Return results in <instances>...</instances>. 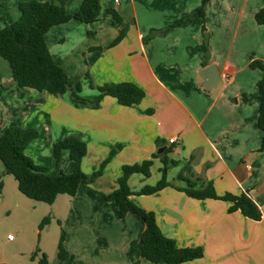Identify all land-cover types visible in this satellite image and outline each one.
Returning <instances> with one entry per match:
<instances>
[{
    "label": "crops",
    "instance_id": "1",
    "mask_svg": "<svg viewBox=\"0 0 264 264\" xmlns=\"http://www.w3.org/2000/svg\"><path fill=\"white\" fill-rule=\"evenodd\" d=\"M22 1L28 0H0V29L20 18ZM40 1L75 12L83 0ZM100 1L101 19L91 23L72 19L53 26L46 34L50 51L69 77L91 73L97 86L138 84L146 91L142 102L126 106L106 95L95 107L69 91L59 95L19 87L9 62L0 56V86H7L0 93V134L20 119L24 127L38 129L37 139L48 140L51 146L66 135H79L88 145L82 164L94 158L92 173L116 145H122L90 184L104 193L118 187L123 165L159 154L152 168L160 171L163 160H168L171 185L142 194V188L154 183L135 173L129 179L131 198L153 211L162 232L179 246L204 249L203 257L183 264H264V152L260 151L264 132L258 125L257 97L264 71L251 67L255 60L264 62V24L255 19L264 0ZM202 6L204 16L199 12ZM109 8L121 14V22L105 17ZM124 27L128 33L113 45ZM211 65L220 75L229 74V79L220 78L215 88L206 89L200 73ZM99 94L94 89L83 98L94 100ZM5 173L0 160V180ZM187 178L194 188L212 182L219 195L248 194L261 208L262 218L230 212L228 200L190 196L182 190L188 186ZM60 195L50 204L57 216ZM71 204L68 218L86 221V229L78 231L73 244L67 236L64 241L74 255L73 264H168L142 257L145 223L138 215L130 212L120 218L115 201L102 200L82 186ZM59 259L50 264H71Z\"/></svg>",
    "mask_w": 264,
    "mask_h": 264
},
{
    "label": "trees",
    "instance_id": "2",
    "mask_svg": "<svg viewBox=\"0 0 264 264\" xmlns=\"http://www.w3.org/2000/svg\"><path fill=\"white\" fill-rule=\"evenodd\" d=\"M206 1V0H205ZM21 16L18 20L7 23L0 29V56L6 59L12 69L14 83L19 87H30L40 91H47L52 94L63 95L73 88L65 69L52 55L46 34L49 30L59 24L67 23L72 19L84 23H91L102 18V5L100 0H83L79 9L69 12L65 6L51 1L28 0L19 4ZM204 16L203 6L199 10ZM105 17L113 23L122 21L121 14L113 8L105 12ZM255 19L259 24H264V8L255 13ZM125 29L113 42L119 43L125 35ZM252 68H261L264 71V62L255 60L251 63ZM89 74V73H88ZM90 75V74H89ZM81 90L80 83L76 84ZM100 94L94 99H85L75 90L73 96L82 99L87 104L99 107L106 95L115 97L118 102L126 106H135L142 102L146 91L134 82H108L98 85ZM257 97L260 100L258 125L264 132V76L258 82ZM7 89V86H0V93ZM39 136L38 129L24 127L20 119L8 127L3 134H0V160L6 167V172L15 177L20 191L26 196L53 204L59 194L75 196L82 186L92 190L96 195L106 201H115L118 205V216L125 217L128 213H134L142 218L145 229L141 236V255L143 258L159 263L166 261L168 264H183L204 256L202 247H181L176 240L166 236L153 211L146 210L134 202L131 196L134 194L129 179L135 173H142L146 177L152 174L154 158L159 154H153L149 159L134 164L122 166V175L118 178V187L109 193L95 191L90 184L101 176L106 166L121 149L122 145H116L109 155L100 163L93 173L87 174L82 169V161L88 153V145L79 135L69 134L53 142V168L35 164L34 160L26 153L28 145ZM69 151L70 159L73 162V170L66 173L59 165L63 159L64 151ZM169 150H165L164 153ZM260 151L264 152V134ZM174 164L176 162L172 161ZM169 161L163 160L160 168L161 179L155 185H147L141 189L142 194H152L164 187L171 185L168 181ZM186 170H191L186 165ZM188 186L182 190L196 198H219L231 202L230 212L240 210L245 216L260 220L262 210L256 202L246 193L219 195L212 182L206 183L203 188H194L195 183L191 179L186 180ZM50 221L46 216L41 224L42 229ZM66 233L62 230L59 241L58 255L61 259L74 262V255L65 247ZM42 264H50L47 255L44 253L41 258Z\"/></svg>",
    "mask_w": 264,
    "mask_h": 264
},
{
    "label": "rangeland",
    "instance_id": "3",
    "mask_svg": "<svg viewBox=\"0 0 264 264\" xmlns=\"http://www.w3.org/2000/svg\"><path fill=\"white\" fill-rule=\"evenodd\" d=\"M11 7L12 5L10 9ZM123 29H125V37L129 29L126 27ZM69 80L73 85V88L69 90L73 98H75L73 90L81 97H90L94 89L100 91L91 73L89 75L78 72L76 75H71ZM77 83H80L81 90L77 89ZM49 143L48 140L39 141L36 138L30 143L26 153L35 164L53 168L52 146ZM68 152L63 156L59 165L60 169L66 173H70L73 169ZM92 159L94 158L82 164V169L87 174L92 173L94 165L91 162ZM160 176H162L160 171L154 166L148 179L150 183L157 184L161 179ZM132 185L137 187L138 181H132ZM71 200L72 196L68 194L59 196L57 205H55V210L60 215L57 216L49 203L23 194L15 177L5 173L0 180V264H42L40 260L44 253L50 263L59 261L57 254L62 230L70 238V244H73L76 238L74 236L78 234V231L86 229V221L83 217L80 222L76 221L75 216L68 218V211L72 207ZM46 216L50 217V221L40 229V224ZM10 235L15 239L10 240Z\"/></svg>",
    "mask_w": 264,
    "mask_h": 264
},
{
    "label": "water",
    "instance_id": "4",
    "mask_svg": "<svg viewBox=\"0 0 264 264\" xmlns=\"http://www.w3.org/2000/svg\"><path fill=\"white\" fill-rule=\"evenodd\" d=\"M201 77L204 79V87L206 89H212L215 88L219 83H220V78L221 75L220 73L216 70V68L211 65L207 68H205L201 73ZM158 152H162L160 149Z\"/></svg>",
    "mask_w": 264,
    "mask_h": 264
},
{
    "label": "built area",
    "instance_id": "5",
    "mask_svg": "<svg viewBox=\"0 0 264 264\" xmlns=\"http://www.w3.org/2000/svg\"><path fill=\"white\" fill-rule=\"evenodd\" d=\"M221 79H224V80H228L229 79V74H227L226 72H223L221 74ZM175 141V137L171 138L170 139V142H174ZM12 235L9 236V238H11Z\"/></svg>",
    "mask_w": 264,
    "mask_h": 264
}]
</instances>
